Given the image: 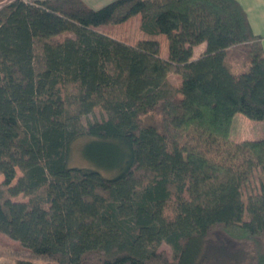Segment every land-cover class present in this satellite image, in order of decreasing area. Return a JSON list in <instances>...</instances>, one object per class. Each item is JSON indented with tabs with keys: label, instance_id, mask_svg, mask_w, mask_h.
I'll return each mask as SVG.
<instances>
[{
	"label": "trees",
	"instance_id": "1",
	"mask_svg": "<svg viewBox=\"0 0 264 264\" xmlns=\"http://www.w3.org/2000/svg\"><path fill=\"white\" fill-rule=\"evenodd\" d=\"M262 40L238 0L0 7V264H264Z\"/></svg>",
	"mask_w": 264,
	"mask_h": 264
},
{
	"label": "rangeland",
	"instance_id": "2",
	"mask_svg": "<svg viewBox=\"0 0 264 264\" xmlns=\"http://www.w3.org/2000/svg\"><path fill=\"white\" fill-rule=\"evenodd\" d=\"M13 0H0V7L7 5L9 2ZM25 1H34V0H25ZM115 0H84V2L92 9L98 10L103 6L113 2ZM141 19L140 16H135L129 19L127 22L117 25V26H102L99 27L98 30L104 33L109 34L113 38L124 41L128 44L134 45L141 40L151 39L148 35H146L140 27ZM156 39V38H155ZM157 40L161 42V55L164 58L168 56V42L165 36H159ZM206 46V45H205ZM201 49L197 48L196 53L199 55ZM171 81L174 84H178L180 82V78L176 75H171ZM99 112L96 111L95 115H89L84 118V121L87 120H95V118H99ZM231 138L234 141H242L245 139H264V121L256 122L247 119L244 115L238 114L234 119L233 129L231 131ZM83 141V140H82ZM82 141H79L74 146L73 150V159L71 165L86 167L89 166L80 154V146L82 145ZM84 142V141H83ZM2 178L0 177V181ZM17 200L27 201L22 195H20ZM18 245V243L9 239L7 236L0 235V257L1 262L7 261V252L11 250L13 247ZM163 249L170 251V248L163 244L161 246Z\"/></svg>",
	"mask_w": 264,
	"mask_h": 264
},
{
	"label": "crops",
	"instance_id": "3",
	"mask_svg": "<svg viewBox=\"0 0 264 264\" xmlns=\"http://www.w3.org/2000/svg\"><path fill=\"white\" fill-rule=\"evenodd\" d=\"M246 11L251 27L256 35L263 37L262 45L264 49V0H238ZM206 44L203 43L194 48V59L198 58L206 50ZM201 49L199 55L196 49Z\"/></svg>",
	"mask_w": 264,
	"mask_h": 264
}]
</instances>
